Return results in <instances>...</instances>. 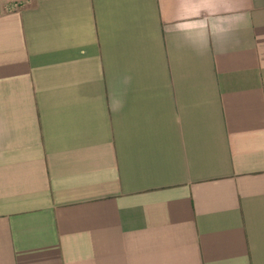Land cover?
<instances>
[{"label": "crops", "instance_id": "0c3cea01", "mask_svg": "<svg viewBox=\"0 0 264 264\" xmlns=\"http://www.w3.org/2000/svg\"><path fill=\"white\" fill-rule=\"evenodd\" d=\"M0 264H264V0H0Z\"/></svg>", "mask_w": 264, "mask_h": 264}]
</instances>
